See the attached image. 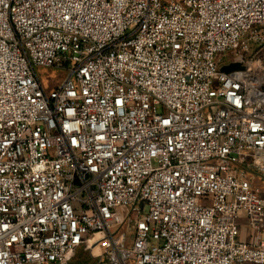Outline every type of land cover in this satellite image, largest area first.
I'll return each instance as SVG.
<instances>
[{"label":"built area","instance_id":"built-area-1","mask_svg":"<svg viewBox=\"0 0 264 264\" xmlns=\"http://www.w3.org/2000/svg\"><path fill=\"white\" fill-rule=\"evenodd\" d=\"M254 174L264 0H0V264H264Z\"/></svg>","mask_w":264,"mask_h":264},{"label":"rangeland","instance_id":"rangeland-1","mask_svg":"<svg viewBox=\"0 0 264 264\" xmlns=\"http://www.w3.org/2000/svg\"><path fill=\"white\" fill-rule=\"evenodd\" d=\"M248 56L250 57L251 55H248ZM38 73L42 77L44 83L47 84V88L49 89H52L54 87H57L58 85H61L63 80L68 76V72L66 70L59 71L55 69L39 68ZM255 177L258 180V185L264 186V180H262L261 176L259 174H256ZM239 239L241 240V236H239ZM242 239H243V236H242ZM243 240L247 242L246 239H243Z\"/></svg>","mask_w":264,"mask_h":264},{"label":"water","instance_id":"water-1","mask_svg":"<svg viewBox=\"0 0 264 264\" xmlns=\"http://www.w3.org/2000/svg\"><path fill=\"white\" fill-rule=\"evenodd\" d=\"M242 67L240 65H233L231 67H228V68H224L223 69V72H230L232 70H235V69H241ZM82 260H79L78 262L74 263V264H81Z\"/></svg>","mask_w":264,"mask_h":264},{"label":"crops","instance_id":"crops-1","mask_svg":"<svg viewBox=\"0 0 264 264\" xmlns=\"http://www.w3.org/2000/svg\"><path fill=\"white\" fill-rule=\"evenodd\" d=\"M247 234H243V239H246L247 240Z\"/></svg>","mask_w":264,"mask_h":264}]
</instances>
